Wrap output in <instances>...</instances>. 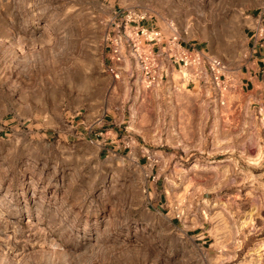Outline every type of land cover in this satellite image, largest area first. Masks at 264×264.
I'll return each mask as SVG.
<instances>
[{
    "label": "rangeland",
    "instance_id": "rangeland-1",
    "mask_svg": "<svg viewBox=\"0 0 264 264\" xmlns=\"http://www.w3.org/2000/svg\"><path fill=\"white\" fill-rule=\"evenodd\" d=\"M127 13L224 63L221 127L160 123ZM255 42L264 0H0V264H264V121L235 84Z\"/></svg>",
    "mask_w": 264,
    "mask_h": 264
},
{
    "label": "crops",
    "instance_id": "crops-1",
    "mask_svg": "<svg viewBox=\"0 0 264 264\" xmlns=\"http://www.w3.org/2000/svg\"><path fill=\"white\" fill-rule=\"evenodd\" d=\"M182 44V42H181ZM184 47H189L188 44L183 43ZM157 52L160 54L161 49L160 47H155ZM253 50L251 56L248 58L246 63L238 74V79L235 81L236 87L243 90V87L253 88L257 91V95L252 99V103H254V111L250 110L251 116L253 118L254 112H261L262 118L264 119V42L253 43L252 46ZM126 57V56H125ZM122 62V64L125 61ZM130 61L135 65V72L137 74V78L139 81V67L138 63L130 57ZM159 63H160V72H159V79L156 82L160 85L159 89L157 90V97L159 98L160 105L158 107V116L160 123L164 126L167 125L168 128H173V132H176L180 128V118H182V113L184 109L186 112L195 111L194 116L192 117V121H198L200 127H203L204 122L206 120L213 121V125L217 128L221 127L220 122L224 121L225 111L221 110V107L216 104L210 103V98L213 96H220L221 90L217 85L212 83L209 77L204 74L200 79L194 78V73L190 70L187 72H178L177 66L171 61V59L166 54L159 55ZM121 73V72H119ZM126 77L133 76L131 74V66L126 69ZM141 74V73H140ZM116 79V78H115ZM128 80V79H127ZM137 81V84L139 85ZM225 82V78H224ZM224 84V83H223ZM124 85L120 86L122 89ZM213 88L212 92H209L207 95L205 93L208 91V88ZM168 91L170 93H168ZM174 92H185V94L189 93L190 100L185 103H180L179 98L174 94ZM168 93V94H167ZM187 103V104H186ZM185 104V105H184ZM183 105V106H182ZM187 106V107H184ZM235 110L233 111V116L236 115V118L241 124L244 120V108H252L251 104L243 105V104H236L234 102ZM133 112L135 114V109L133 108ZM249 112V111H248ZM188 114V113H187ZM189 115V114H188ZM132 116V114H131ZM135 115H133L134 117ZM132 117H130L129 122V129L130 123L132 122ZM135 119V117H134ZM135 129V125L134 128ZM106 133V140L109 139L111 145V150L114 152L115 148H127L126 138H121L118 134V129L113 126L111 130ZM177 135L179 133L177 132ZM218 135V133H217ZM120 137V138H119ZM219 138V137H218ZM183 145V143H182ZM181 145V146H182ZM145 149V148H144ZM201 146L199 150H201Z\"/></svg>",
    "mask_w": 264,
    "mask_h": 264
},
{
    "label": "built area",
    "instance_id": "built-area-1",
    "mask_svg": "<svg viewBox=\"0 0 264 264\" xmlns=\"http://www.w3.org/2000/svg\"><path fill=\"white\" fill-rule=\"evenodd\" d=\"M143 19L142 15L127 13L122 20V36L132 59L138 63L141 81L146 88L159 79L160 54H166L177 66L178 72L191 70L196 79L206 74L215 85L222 84L225 67L220 59L208 56L197 48L184 47L174 32L166 35L156 27L142 24ZM155 47H160V54ZM108 59L114 67L123 62L124 56L118 50L116 39L111 42ZM114 67H108V71L114 78H118Z\"/></svg>",
    "mask_w": 264,
    "mask_h": 264
},
{
    "label": "bare ground",
    "instance_id": "bare-ground-1",
    "mask_svg": "<svg viewBox=\"0 0 264 264\" xmlns=\"http://www.w3.org/2000/svg\"><path fill=\"white\" fill-rule=\"evenodd\" d=\"M132 107H133V106H132ZM131 114H132L131 117L134 118L133 115H135V114H134V112H133V108L131 109ZM132 118H131V119H132ZM263 121H264V119H262V122H263ZM130 127H131L132 129L134 128V123H133V121L130 123ZM154 131H155V129H154ZM154 133H155V132H154ZM249 222H250V221H249ZM250 225H251V224H250ZM259 251H260V250H259ZM256 252H258V251L256 250ZM259 253H260V252H259ZM259 253H258L257 255H260Z\"/></svg>",
    "mask_w": 264,
    "mask_h": 264
}]
</instances>
